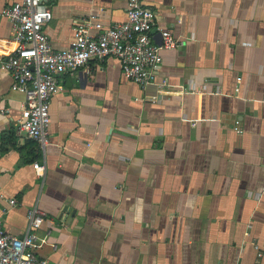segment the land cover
<instances>
[{
  "label": "crops",
  "instance_id": "obj_1",
  "mask_svg": "<svg viewBox=\"0 0 264 264\" xmlns=\"http://www.w3.org/2000/svg\"><path fill=\"white\" fill-rule=\"evenodd\" d=\"M13 1L0 57L17 43ZM142 2L178 41L160 50L168 86L91 59L60 75L41 144L18 130L23 95L0 69V221L21 235L38 205L49 264H264V0ZM46 3L53 48L126 18V0Z\"/></svg>",
  "mask_w": 264,
  "mask_h": 264
},
{
  "label": "built area",
  "instance_id": "obj_2",
  "mask_svg": "<svg viewBox=\"0 0 264 264\" xmlns=\"http://www.w3.org/2000/svg\"><path fill=\"white\" fill-rule=\"evenodd\" d=\"M47 0H15L1 9L7 17L17 41L15 47L0 57V69L7 71L10 88L23 95L18 130L41 144L47 141L49 124L48 100L61 87L59 77L64 72H74L89 60L101 61L104 57H116L122 74L139 85L156 83L159 88L168 86L166 81H156V71L161 62L160 50L173 47L178 41L168 29L156 24L154 10L142 0H126L123 21L98 28L90 34L85 24L76 25L69 44L53 48L43 31V25L51 18ZM158 35V40L153 32ZM156 94L144 98L156 99ZM37 173L44 166L33 163ZM15 203L14 198L8 200ZM27 227L23 234L7 232L0 221V264H49L46 257L37 252L43 238L36 229L43 221L44 212L38 205L27 208Z\"/></svg>",
  "mask_w": 264,
  "mask_h": 264
}]
</instances>
